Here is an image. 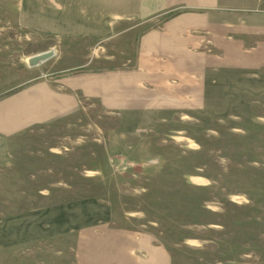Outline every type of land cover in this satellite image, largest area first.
<instances>
[{"label":"crops","instance_id":"1","mask_svg":"<svg viewBox=\"0 0 264 264\" xmlns=\"http://www.w3.org/2000/svg\"><path fill=\"white\" fill-rule=\"evenodd\" d=\"M1 1L15 27L59 42L36 65L28 59L42 51L20 58V69L0 52V180L36 128L83 116L95 124L104 113L138 131L264 107L263 0ZM63 56L77 61L61 65ZM107 204L82 198L17 214L0 252L44 242L37 250L48 254L40 261L28 249L30 258L0 264H173L156 232L131 227Z\"/></svg>","mask_w":264,"mask_h":264},{"label":"rangeland","instance_id":"2","mask_svg":"<svg viewBox=\"0 0 264 264\" xmlns=\"http://www.w3.org/2000/svg\"><path fill=\"white\" fill-rule=\"evenodd\" d=\"M58 42L15 27L9 12L0 16V52L19 69L20 58ZM85 117L21 140L0 180L3 247L17 214L99 198L131 227L156 232L173 264H264V107L228 109L221 122L138 131L109 124L104 113L95 124ZM43 243L0 252V261L30 258L33 248L41 261Z\"/></svg>","mask_w":264,"mask_h":264},{"label":"water","instance_id":"3","mask_svg":"<svg viewBox=\"0 0 264 264\" xmlns=\"http://www.w3.org/2000/svg\"><path fill=\"white\" fill-rule=\"evenodd\" d=\"M52 55H53L52 50H46V51H42L40 53H36V54L32 55L31 57H29L28 64L29 65H36L39 62L44 61L45 59L49 58Z\"/></svg>","mask_w":264,"mask_h":264},{"label":"trees","instance_id":"4","mask_svg":"<svg viewBox=\"0 0 264 264\" xmlns=\"http://www.w3.org/2000/svg\"><path fill=\"white\" fill-rule=\"evenodd\" d=\"M78 71H79V70H78ZM78 71H77V72H78Z\"/></svg>","mask_w":264,"mask_h":264}]
</instances>
